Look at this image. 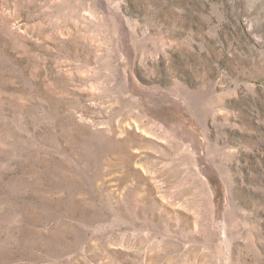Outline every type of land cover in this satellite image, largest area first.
Here are the masks:
<instances>
[{"label":"rangeland","instance_id":"374dc122","mask_svg":"<svg viewBox=\"0 0 264 264\" xmlns=\"http://www.w3.org/2000/svg\"><path fill=\"white\" fill-rule=\"evenodd\" d=\"M0 264H264V0H0Z\"/></svg>","mask_w":264,"mask_h":264}]
</instances>
